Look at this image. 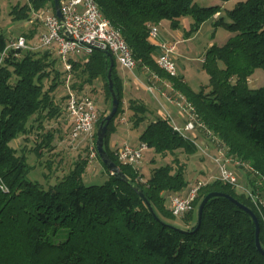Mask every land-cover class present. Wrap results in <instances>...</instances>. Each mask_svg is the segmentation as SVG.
<instances>
[{"label": "trees", "instance_id": "16d2710c", "mask_svg": "<svg viewBox=\"0 0 264 264\" xmlns=\"http://www.w3.org/2000/svg\"><path fill=\"white\" fill-rule=\"evenodd\" d=\"M27 1L13 8L15 20L29 19L32 9L55 8V0ZM96 1L126 38L138 65L168 77L196 107L208 129L229 147L228 155L246 160L264 175V86L251 88L249 84L255 69H264V0H240L215 20L216 28L225 27L233 36L207 49L203 70L209 75V90L199 91L158 66L150 29L165 19L171 28L178 29L182 18L191 17L194 23L188 33H194L222 11L221 4L202 6L195 0ZM34 34L33 30L29 38ZM7 43V37L0 34V56ZM107 53L97 49L88 62H75L73 73L82 82L77 85L76 81L72 87L81 90L102 78L112 105ZM62 76L66 82L57 57L47 50H11L0 64V264H264L253 218L231 200L211 198L196 229L205 196L214 191L227 193L258 216L264 249V206L256 204L245 191L221 180L202 186L193 209L182 218L184 226L177 227L165 220L174 217L167 195L179 194L188 186L185 166L155 167L143 181L138 168L119 161L108 142L123 97L115 56L112 78L120 103L109 123L104 147L118 165V173L109 170L97 151L108 175L102 184L85 182L87 158L79 159L67 176L48 187L32 180L26 154H18L12 144L30 134L34 116L43 128V119L62 114L63 106L54 99V92L63 84ZM46 80H50L48 88ZM130 109L135 126L147 120L149 108L144 103L134 100ZM105 119V114L98 119L97 129ZM139 139L163 156L179 151L191 156L198 151L195 138L182 135L160 116L147 124ZM52 142L53 133L49 132L33 150L40 154L44 146L52 149ZM251 183L253 191L258 189L264 198V185L256 188L253 180Z\"/></svg>", "mask_w": 264, "mask_h": 264}, {"label": "built area", "instance_id": "2783aa9c", "mask_svg": "<svg viewBox=\"0 0 264 264\" xmlns=\"http://www.w3.org/2000/svg\"><path fill=\"white\" fill-rule=\"evenodd\" d=\"M60 9L61 17L57 16L55 8L43 7L33 10L28 22L39 24L41 31L30 38L28 35L31 32L10 38L0 56V64L4 56L11 50H20L21 53L47 50L57 57L61 69L67 75L66 98L64 100L66 117L71 126V139L78 144L86 141L91 150L90 156L93 158L97 154L94 144L96 124L99 119L98 106L90 94L74 89L68 82V79L71 80L74 74V63L88 62L97 49L110 52L118 63L130 71L137 67L138 62L120 29L116 28L104 16L96 0H60ZM158 37V26L152 25L150 38L156 40ZM157 47L159 49L156 58L158 66L170 76L178 77L180 72L175 58V45L168 41H162L157 43ZM179 99V105L187 119L184 126H179L168 115L166 118L173 128L184 136L190 135L187 132L202 130L216 140L217 136L208 129L196 107L181 93ZM147 149H149L148 145L143 142L137 146L123 144L116 148L115 153L122 163L139 168L144 151ZM226 154L225 148L223 151H219V156L214 159L219 167V175L210 179L233 184L245 191L256 204L261 203L264 206V198L259 194L260 191L256 189L254 192L253 188H246L239 184V172L231 168L230 165H234V167L243 165L249 169L256 188L264 185V175L246 162L241 164L238 157H229ZM212 181H198L185 194L170 196L168 208L171 213L174 216H184L192 210L199 189Z\"/></svg>", "mask_w": 264, "mask_h": 264}, {"label": "rangeland", "instance_id": "374dc122", "mask_svg": "<svg viewBox=\"0 0 264 264\" xmlns=\"http://www.w3.org/2000/svg\"><path fill=\"white\" fill-rule=\"evenodd\" d=\"M62 1V0H61ZM198 4L202 6H211L214 1L213 0H195ZM219 2V1H218ZM28 3L27 0H0V34H4L7 39L16 38L21 34H28V32L35 31L37 35L41 31V27L37 23H29L28 19L23 21H18L14 19V15H12V10L15 6H23ZM232 6H228L231 8ZM43 8V7H42ZM48 9H54L51 6H47ZM35 10L32 9L30 12L31 14ZM170 22L169 20H163L159 23L158 30L159 35L160 33L165 34L173 31L171 25L167 24ZM219 42L223 43L227 41L231 34L225 27H219L218 34ZM204 43V42H203ZM205 45V44H203ZM221 45V44H220ZM203 50V46H202ZM176 51V48H175ZM199 59V58H198ZM59 63V62H58ZM197 67L201 69L200 71L195 70L193 71V84L197 89H207V85L209 84V75L203 70V61L197 60L196 62ZM117 69L121 68L125 74H129L128 69H124L121 67L116 59ZM67 76V75H66ZM67 78V77H66ZM143 79H145L142 76ZM15 80L13 77L12 82ZM63 84L54 92V99L63 106L62 114L58 117L52 119H43L42 126L40 128L38 126V122L35 121L34 116L30 122L33 125L32 131L30 134L26 136H21L17 140L13 142V147L16 148L18 154H26L29 164L31 165L32 169L30 172L29 177L32 180H37L46 187L49 185L55 184L62 180L65 176H67L70 171L75 167L76 162L81 158L88 159V166L86 172L84 174V180L87 184H102L108 177L107 171L104 168L103 164L99 160L97 154L95 157L90 156V148L87 145V142H82L78 144V142H73L70 135V122L66 117L65 113V100H63V96L66 94V82L64 77L62 76ZM77 81V82H76ZM143 81V80H142ZM148 82L147 80H145ZM70 85L74 82L77 85L82 82L81 78L76 75H72L71 80L68 79ZM139 84H141L139 82ZM251 88H260L264 86V69L263 68H256L253 75L249 81ZM50 85V80L45 81V87L48 88ZM138 88H142L141 86L137 85ZM78 89V87H77ZM79 90V89H78ZM144 89H140L142 91ZM209 90V89H207ZM82 93H87L92 96L98 106V114L99 118L102 115H109L112 110L111 99L107 96L106 89H105V80L100 78L96 80L94 83L89 84L87 83L84 88L79 90ZM149 91H143L144 100L146 104L153 109L159 108L160 104L153 97ZM148 94V95H146ZM125 101L122 100L121 110L117 114L114 119V127L115 130L110 134L108 137V142L110 144L117 142L119 138V133L116 132L119 129V125L127 123L129 127L125 129L128 133L126 135L132 136L135 138V143L138 139V131L145 126V122L141 123L139 126H135V117L134 111L130 109L128 101L124 98ZM154 117H148L147 123L153 120ZM124 120V123L123 121ZM100 127V126H99ZM98 127V129H99ZM96 128V132H98ZM49 132L53 133V142H52V149L49 147H42L39 153H36L33 149L38 145L44 136H47ZM95 132V133H96ZM205 136V135H204ZM216 136H218L216 134ZM209 137V138H208ZM199 137L197 140L198 144V151L189 156L186 155L184 152L179 151L175 154H168V155H161L155 153L152 148L147 149L144 151V156L142 159V163L139 166L138 170L143 175V181L147 180L155 167H159L162 165L173 164L174 166L180 167L181 164L185 166V178L189 182L188 186L183 190L186 193L192 186L196 185L198 181H212V177L219 175V167L214 161V159L219 156V151H223L224 148L227 151V156L229 157H238L235 155H228L229 147L222 143V141L217 137V139H213L210 136ZM206 142H205V140ZM131 142V141H130ZM133 143V142H131ZM130 143V144H131ZM135 145V144H132ZM94 147L97 149V138H95ZM113 150H115L113 148ZM226 153V152H225ZM241 164H250L244 159L238 157ZM251 165V164H250ZM252 166V165H251ZM231 168L238 170L239 172V180L238 183L245 186L246 188H252L251 181L253 180L252 176L250 175V170L243 167V165H239L234 167V165H230ZM253 167V166H252ZM251 168V167H250ZM254 168V167H253ZM251 172H253L251 170ZM255 174V173H254ZM254 182V181H253ZM255 184V182H254ZM261 192V191H260ZM167 205H169V197L167 198ZM183 216H172L166 218V221H169L171 224L177 227L184 226Z\"/></svg>", "mask_w": 264, "mask_h": 264}, {"label": "crops", "instance_id": "0c3cea01", "mask_svg": "<svg viewBox=\"0 0 264 264\" xmlns=\"http://www.w3.org/2000/svg\"><path fill=\"white\" fill-rule=\"evenodd\" d=\"M213 1L214 3L212 5L221 4L222 11L216 14L214 19L202 23L199 29L194 33L191 34L188 33L191 29L192 24L194 23V20L191 17H184L182 18L181 26L178 29H173L172 32L169 31V33H165V34L160 33L159 37L156 40H152L156 44V46L157 43H160L162 41H168L175 45L176 48L175 58L179 67V72H180L179 77L182 78L184 82L188 83L191 86V88L195 91L200 90L195 87L192 81V78L194 76L193 71L201 70L197 67L196 64L197 60L204 61L205 53L210 46L214 44L220 45L226 42L224 41L223 43H218L219 42L218 40H220L219 36L217 35L219 27L216 28L214 26V22L217 18H219V16L224 15L226 9H232L236 5V3L240 0H230L225 3H222L220 0H213ZM228 6H232V7L228 8ZM167 24L169 25L170 22H167ZM230 34L231 36H233L231 32ZM202 46H203V50H202ZM156 53L157 55L159 53L158 47ZM119 65L123 67L120 63ZM122 70L123 69L121 68L117 69L118 75L122 83L123 101H125L124 98H126V101H128L129 106L131 102L134 100L140 101L148 106L149 118L154 116L155 117L160 116L166 118L169 115L171 118H173V120L177 125L184 126L187 116H185L179 105L180 102L179 94L181 93V91H179L174 87L172 81L168 77H164L158 74L157 72H154L150 68L146 66L141 67L138 64L133 71L128 70L129 74H125V72ZM142 76L145 79H143ZM145 80H147L148 82H146ZM139 82L141 84H139ZM137 85H139V87L140 86L142 87L140 89L149 91L153 97L155 96V99L160 104L159 108L153 109L149 106V104H146V101L144 100L145 97L143 94L144 90L140 91ZM122 121L124 123V120ZM147 121L148 118L145 121V126H143L142 129L138 131L137 133L138 139L136 143L134 141L135 138L133 139L132 136L126 135L128 132L125 129L127 128V126L129 127V124L124 123L119 125L120 130L116 132L119 133L120 139L117 142L112 143L111 148L112 149L114 148L116 150L117 147L123 144H130L131 142L133 143H131L130 145L135 144L132 146L139 145V143L141 142L139 136L147 126L148 124ZM187 133L190 134L193 138H195L196 142L199 137H205V136L208 137V135L202 130H194ZM179 194H185V193L184 191H182ZM172 195L174 194L168 193L167 196L170 197Z\"/></svg>", "mask_w": 264, "mask_h": 264}, {"label": "water", "instance_id": "95a60500", "mask_svg": "<svg viewBox=\"0 0 264 264\" xmlns=\"http://www.w3.org/2000/svg\"><path fill=\"white\" fill-rule=\"evenodd\" d=\"M55 11L57 16L61 17L62 13H61V9H60V0H55ZM110 57L111 60V67L109 68L108 71V82H109V88L113 97V102H112V110L111 113L109 115L106 116V119L101 123L98 132H97V151L100 155V157L102 158V160L104 161V163L107 165V167L109 168V170L112 171L113 174H117L119 169H118V165L112 161L106 150L104 147V141H105V137L107 135V131H108V126L110 121L114 118V116L117 113L118 107H119V99L117 97V93L115 90V86H114V81L112 78V66H113V56L110 52L107 53ZM136 190L138 191V193L140 194V196H142L145 200H146V204L147 206L150 208V210H153L151 203L149 202V200L145 197L144 193L142 190H140V188L136 187ZM213 197H224L227 198L229 200H231L232 202H234L235 204H237V206H239L240 208H242L243 210H245L246 212H248L251 217L253 218L255 225H256V244H257V248L258 250L264 254V249L261 245L260 242V238H259V234H260V221L258 216L256 215V213L248 206L244 205L243 203L239 202L237 199H235L234 197H232L231 195L227 194V193H223V192H210L209 194H207L205 196V198L203 199V201L201 202L200 208H199V222H198V226L196 229H198L201 225L202 222V216H203V211L205 208V205L207 204V202L213 198Z\"/></svg>", "mask_w": 264, "mask_h": 264}]
</instances>
